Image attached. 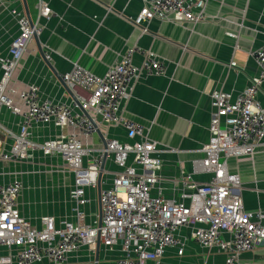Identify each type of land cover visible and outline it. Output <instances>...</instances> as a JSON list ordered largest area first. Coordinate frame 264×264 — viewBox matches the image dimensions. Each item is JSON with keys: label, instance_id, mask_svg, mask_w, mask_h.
<instances>
[{"label": "built area", "instance_id": "1", "mask_svg": "<svg viewBox=\"0 0 264 264\" xmlns=\"http://www.w3.org/2000/svg\"><path fill=\"white\" fill-rule=\"evenodd\" d=\"M208 1L144 0L132 21L142 25L152 20L199 23L206 19ZM35 7L33 24L24 12L11 10L17 33L7 52L0 54V108L7 106L20 116L17 131L0 124V134L10 140L3 147L0 139V163L26 161L36 150L44 156L58 155L72 174L69 198L76 221H57L45 214L39 218V227L34 226L17 205L22 181L15 177L0 183V264H41L45 260L65 264L83 246L94 253L97 241L105 248H119L116 264H161L168 249L181 255L188 239L203 250L222 252L223 264H241L244 254L264 246V210L245 209L239 178L228 170L230 158L252 156L264 144V107L257 99L264 82V33L262 44L251 53L258 71L248 85L235 95L224 90L210 94L209 139L201 146L202 157L191 161L192 172L206 173L208 180L196 181L192 174H182L177 193L169 197L158 184L162 166L158 144L147 137L142 124L121 113L136 78L166 75V64L153 52L127 47L101 76L74 63L59 75L67 88L81 91L71 104L43 100L37 87L30 85L18 93L19 104L12 105L5 88L28 42L38 34L40 18L50 13L43 0H36ZM45 49L44 57L49 60L50 49ZM136 53L142 57L139 63L134 62ZM96 119L120 126L128 140L109 139L87 159L91 149L84 142L95 131ZM35 122L71 131L34 143L28 129ZM104 153L116 167L108 182L101 178ZM99 176L103 185L100 225L98 217L86 224L81 210L87 202L84 190L95 188Z\"/></svg>", "mask_w": 264, "mask_h": 264}, {"label": "crops", "instance_id": "2", "mask_svg": "<svg viewBox=\"0 0 264 264\" xmlns=\"http://www.w3.org/2000/svg\"><path fill=\"white\" fill-rule=\"evenodd\" d=\"M43 1L50 13L48 17L40 18V30L28 42L5 88L12 105L19 104L18 93L30 85L37 87L43 100L71 104L81 91L67 88L59 75L69 71L74 63L101 76L117 62L119 53L127 47L149 50L166 64V75L147 74L136 78L130 96L122 104L121 113L125 118L142 124L147 137L158 144V156L162 159L158 184L165 196L177 193V183L182 174H192L196 181L208 180V174L192 172L191 161L202 157L201 146L209 139L210 94L224 90L235 95L257 73L251 53L263 42L264 0H211L205 6L206 19L199 23L152 20L143 25L132 20L138 15L144 0ZM25 3L31 20L35 21L36 0H25ZM12 9L25 14L22 0H0L1 55L7 52L11 39L17 33ZM226 32L236 36L230 37ZM45 46L51 52L49 60L44 57V52H47ZM141 59L140 54H134L135 63ZM230 62L235 65L230 67ZM257 99L264 107V82ZM19 122V115L7 106H1V125L17 131ZM70 131V128L60 129L51 123L35 122L28 129V137L34 143H40ZM0 139L3 147L10 143L1 134ZM109 139L128 140L120 126L96 119L95 131L84 142L91 149L87 159L103 148ZM22 163L51 167L54 172L46 175L42 192H25L23 186L17 201L21 214L37 227L40 216L45 214L54 216L57 221L75 222L72 203L66 193L67 187L72 186V176L57 172L59 168L68 171L61 158L58 155L44 156L36 150ZM11 164L0 163V183L13 179L6 174L12 168ZM103 168L105 171L101 178L108 182L112 176L110 172L116 171L111 157L105 158ZM228 170L239 178V195L245 209L264 210V144L257 146L252 156L230 158ZM84 192L87 202L81 208L82 219L90 224L99 212L97 186L87 187ZM118 256L117 246L109 249L99 245L95 261L94 253L83 246L70 254L65 264H116ZM223 263L222 252L203 250L190 239L186 240L181 255L174 249H168L161 262ZM41 264L50 263L45 260ZM241 264H264V246L258 245L244 254Z\"/></svg>", "mask_w": 264, "mask_h": 264}, {"label": "rangeland", "instance_id": "3", "mask_svg": "<svg viewBox=\"0 0 264 264\" xmlns=\"http://www.w3.org/2000/svg\"><path fill=\"white\" fill-rule=\"evenodd\" d=\"M13 162H17V161H7V162H2V163H12L11 165L13 169L9 168L6 174L8 176H12L10 178L16 177V178L21 179V176H22L21 181L23 180L22 183H23L25 192L31 191L32 193L35 194L37 191H40L43 187L42 186L43 182H45L46 175L54 172L51 169V167H45V166H40V165L36 167L31 164H28V166H26V164H23V163L20 164V162L19 163H13ZM24 171H27V172L25 173ZM57 172H61L65 174L68 173L72 176L69 170L68 171L63 170V168H59ZM70 189H71L70 187H67L66 189L67 195L69 194Z\"/></svg>", "mask_w": 264, "mask_h": 264}, {"label": "water", "instance_id": "4", "mask_svg": "<svg viewBox=\"0 0 264 264\" xmlns=\"http://www.w3.org/2000/svg\"><path fill=\"white\" fill-rule=\"evenodd\" d=\"M22 3H23V7H24V11H25V15L29 21L30 24H33L32 20H31V17H30V14L28 12V8H27V5L25 3V0H22ZM34 36H36V34H34ZM85 115L87 117H89V115L87 114L86 111H84ZM105 147V146H104ZM105 158H106V154L104 153L103 155V161H102V165H101V168L103 169V164L105 162ZM100 190H101V187H100V176L98 177V183H97V197H98V225H100V204H99V194H100ZM99 241H97L96 243V248H95V251H94V259L95 261L97 260V256H98V249H99Z\"/></svg>", "mask_w": 264, "mask_h": 264}]
</instances>
